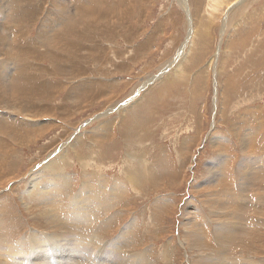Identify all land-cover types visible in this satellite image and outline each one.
Listing matches in <instances>:
<instances>
[{
    "label": "rangeland",
    "instance_id": "obj_1",
    "mask_svg": "<svg viewBox=\"0 0 264 264\" xmlns=\"http://www.w3.org/2000/svg\"><path fill=\"white\" fill-rule=\"evenodd\" d=\"M3 2L0 63L18 70L0 66V264H46L32 251L52 223L94 215L77 230L146 264H194L198 227L256 261L229 264H264V0ZM241 213L248 229L214 239Z\"/></svg>",
    "mask_w": 264,
    "mask_h": 264
},
{
    "label": "bare ground",
    "instance_id": "obj_2",
    "mask_svg": "<svg viewBox=\"0 0 264 264\" xmlns=\"http://www.w3.org/2000/svg\"><path fill=\"white\" fill-rule=\"evenodd\" d=\"M2 2L4 1V0H1ZM60 1V0H59ZM3 4L4 5H2V6H4L5 7V5H6V7H10L11 8V0H5L4 2H3ZM58 5V4H57ZM56 5V6H57ZM5 7V8H6ZM14 7V6H13ZM9 8V11H11V9ZM20 8V7H19ZM13 9V8H12ZM64 9V8H63ZM67 9H69V8H66V11H67ZM86 9V8H85ZM4 10V9H3ZM70 10V9H69ZM120 10V9H119ZM33 12V11H32ZM70 12H71V10H70ZM68 13V12H67ZM82 13V12H81ZM31 14V13H30ZM70 14V13H69ZM68 15V14H67ZM73 15V14H72ZM72 15H69L68 17H67V19L66 20H70L71 19V17H72ZM88 15V14H87ZM7 16H9V13H7ZM7 16H5L4 15V17L2 16V12L0 11V18H2V19H4V21L5 22H3L2 24H6V26L8 25V18H7ZM43 17V16H42ZM73 20V19H72ZM65 21V20H64ZM67 21V22H68ZM43 23V22H42ZM49 23V22H48ZM72 23V22H71ZM13 24V23H12ZM97 24V23H96ZM92 25V24H91ZM70 26V25H69ZM52 27V26H51ZM53 28V27H52ZM0 29H1V32L2 31H4V30H8V29H10V26L9 27H5V26H3V27H0ZM41 29V28H40ZM73 29V28H72ZM96 29V28H95ZM11 30V29H10ZM46 30V29H45ZM56 30V29H55ZM76 31V30H75ZM9 32V31H8ZM43 32V31H42ZM42 32H41V34H42ZM78 32V31H77ZM43 34H46V33H43ZM42 34V35H43ZM67 35V34H66ZM68 36V35H67ZM49 37V36H48ZM69 37V36H68ZM14 39H16L15 37H14ZM38 39V38H37ZM67 39V38H66ZM49 40V38H44L43 39V42H42V44H44L45 42H47ZM89 40V39H88ZM39 41V40H38ZM35 42V41H34ZM69 43V42H68ZM82 44V43H81ZM83 47V46H82ZM12 48V47H11ZM36 48V47H35ZM79 48V47H78ZM47 49H45L44 50V52L46 51ZM39 53H40V51H39ZM35 56H37V54L35 55ZM38 56L41 58V57H43L44 56V54H43V50H41V53L40 54H38ZM82 56V55H81ZM85 56V55H84ZM47 57H49V59L50 60H52L53 59V61H55V60H58V61H60L56 56H53L52 54L50 55V56H47ZM75 57V56H74ZM74 57H72V58H74ZM76 59H77V57H76ZM37 60V59H36ZM71 60V59H70ZM69 60V61H70ZM52 61V62H53ZM73 61H74V59H73ZM7 62V61H6ZM8 63V62H7ZM10 63V62H9ZM12 63V62H11ZM77 63V62H76ZM0 64H2V65H0V66H3L4 67V77L6 78V77H11V76H14V71H15V66H10V67H8L7 68V64H5L4 63V61L2 62L1 61V63ZM54 64H55V62H54ZM57 66H58V64H57ZM3 67H2V69H3ZM17 68H18V66H17ZM16 68V71L15 72H17V69ZM54 68V67H53ZM58 71L60 70L64 75L66 74L65 73V70L63 69V68H61V69H57ZM56 72V71H55ZM63 74H61V75H63ZM48 75V74H47ZM39 78V77H38ZM5 80V79H4ZM10 81V80H9ZM9 81L8 82H5L6 84H9ZM26 81V80H25ZM75 86V85H74ZM10 89V88H9ZM21 105H23V104H21ZM15 108V107H14ZM139 122V121H138ZM221 139H222V137H216V142H218V141H221ZM215 142V141H214ZM241 142H245V140L244 141H241ZM2 144V143H1ZM1 147H4V146H1ZM5 148V147H4ZM250 149V148H249ZM246 151H247V146L245 145V146H243V152L245 153V157L244 158H242V164H238V166L240 165V168L242 169V172H244L247 168H249L250 167V163H251V161H252V157L251 156H249V155H246ZM251 153V152H250ZM249 153V154H250ZM243 154V153H242ZM255 159V158H254ZM228 160V159H227ZM261 160V159H260ZM128 162V161H127ZM254 162V161H253ZM256 162V161H255ZM261 162V161H260ZM238 163H240V162H238ZM221 164H222V162H221ZM227 164H228V162H227ZM252 164V163H251ZM258 164V163H257ZM256 164V165H257ZM225 165V164H224ZM259 165H260V163H259ZM143 166V165H142ZM146 167V166H145ZM225 167V166H224ZM144 168V167H143ZM229 168V167H228ZM239 168V169H240ZM139 170H142V169H139ZM145 170V169H144ZM224 170H226V167L224 168ZM145 172V171H144ZM241 172V173H242ZM228 173V172H227ZM249 172H247V174H248ZM147 174V173H146ZM216 174H219V175H217V178L216 179H218L219 178V176H221V173L219 172V173H216ZM226 174V173H225ZM246 174V173H245ZM263 174V173H262ZM215 175V174H214ZM223 175V174H222ZM145 176V175H144ZM213 176V175H212ZM223 177V176H222ZM145 178V177H144ZM241 178V177H240ZM146 179V178H145ZM220 180V179H219ZM223 180H225V177H223L220 181L222 182ZM143 181V180H142ZM145 181V180H144ZM216 181H218V180H216ZM214 182V177H212V180L210 181L211 183H217V182ZM241 182V181H240ZM239 182V183H240ZM209 183V182H208ZM242 183V182H241ZM240 183V184H241ZM225 184V183H224ZM243 184V183H242ZM211 185V184H210ZM217 184H213L212 186H216ZM219 185V184H218ZM217 185V186H218ZM51 186V185H50ZM240 191V190H239ZM238 192V191H237ZM234 193V192H233ZM236 193V192H235ZM234 193V194H235ZM233 194V195H234ZM87 195V194H86ZM104 195V194H103ZM211 195V194H210ZM60 196V195H59ZM63 196V195H62ZM94 196V195H93ZM53 197V196H52ZM56 197V196H55ZM88 197V196H87ZM235 197H236V199H235V201L234 202H232V204H239V205H241L242 207L244 206V205H247L246 207H248V204H249V199H248V202L247 203H245L244 201H243V198H242V193L240 192V193H238V194H236L235 195ZM3 198V197H2ZM228 198V197H227ZM230 198H232V197H230ZM264 198V197H263ZM238 199L241 201V203L238 201ZM52 200V199H51ZM104 200V199H103ZM47 201V200H46ZM54 202V201H53ZM80 202V201H79ZM88 202V201H87ZM107 202V201H106ZM40 203V202H39ZM42 203V202H41ZM52 203V202H51ZM223 203V202H222ZM226 203V202H225ZM86 204V203H85ZM251 204H252V202H251ZM37 205V204H36ZM54 205V204H53ZM1 206V205H0ZM42 206V205H41ZM44 206V205H43ZM48 206V205H47ZM50 206V205H49ZM52 206V205H51ZM57 206V205H56ZM224 206H230V204L228 203V205H227V203L224 205ZM43 208H45V207H43ZM87 208V207H86ZM47 209V211H48V208H46ZM53 209H55V208H53ZM52 209V210H53ZM42 210H44V209H42ZM238 210H239V208H238V206H235V212H238ZM90 211V210H89ZM94 211V210H93ZM45 212V211H44ZM52 212H55V211H52ZM58 212V211H57ZM95 212V211H94ZM94 212H93V214H94ZM226 212H228V211H226ZM226 212L223 214V215H225L226 214ZM39 213H41V215H42V212H39ZM45 213H48V212H45ZM45 213H43V214H45ZM61 213V212H60ZM103 213V212H102ZM221 213H223V211L221 210ZM232 213V212H231ZM49 214H52V215H50V218H49V216L47 215V217L49 218V219H51V216H53V213H49ZM58 215V214H57ZM56 214H54V216L53 217H55V216H57ZM77 215V214H76ZM80 215V214H79ZM98 216H99V214H97ZM218 215V214H217ZM222 215V214H221ZM36 216V215H35ZM61 216V215H60ZM65 216V215H64ZM89 216V215H88ZM230 216H233L234 218H236L235 220H231V219H229V217ZM42 217H44V215H42ZM52 217V218H53ZM77 217V216H76ZM75 217V218H76ZM92 217V216H91ZM94 219H88V218H84L83 217V219H77V222H75V223H57V222H53L52 223V227H53V230L52 231H49L48 232V234L46 233V232H44V234L42 235V249H41V251H37V250H35V251H32V252H34V257H40L41 259H43L44 260V262L46 263V264H54L53 262H54V259H53V255H61L64 259L63 260H66V263L65 264H86V261H89V263H93V262H95V264H131V263H133V262H136V264L137 263H139V264H146L147 263V260L145 261V258L143 259V258H141L140 256L139 257H137L138 255H136V258H135V256L133 257V253H125L124 251H122V250H116V251H114L113 249H116V248H118V246H119V244H117L119 241L121 242V240H117L118 242L116 243V242H110V244H108L107 242H105V243H107V244H104V246L102 245V244H99L98 242V240L99 239H97V237L99 236L100 237V235H97L96 233V231L94 230L93 232H90V236H88L87 234H85V232H82V231H78L77 230V228H79V227H77L78 225H79V223L81 224H83V225H85L86 224V222H91L93 225L97 222V217H96V215H94ZM103 217V216H102ZM115 217V216H114ZM196 217V216H195ZM62 218H65V217H62ZM74 218V217H73ZM78 218H80V217H78ZM113 218V217H112ZM111 218V219H112ZM55 219V221H56V218H54ZM53 219V220H54ZM67 219H70L71 220V218L69 217V218H67ZM99 219V218H98ZM189 219V218H188ZM223 219H227L228 220V222L227 223H225V224H223V225H218V224H216V225H218V226H216L215 225V227H214V229H213V232H214V239H216V238H218V237H220L221 239H225L224 241H226V239L227 238H230V237H232L235 233H236V231L237 230H244V229H248L247 227H246V222H245V219L243 218V213H241L240 214V219H239V217H237V215L236 214H232V215H227V216H223L220 220L222 221ZM60 220H61V217H60ZM64 220V219H63ZM190 220V219H189ZM73 221V220H72ZM71 221V222H72ZM94 221H95V223H94ZM99 221H100V219H99ZM51 222V221H50ZM59 222V221H58ZM65 222H67V220H65ZM74 222V221H73ZM105 222V221H104ZM109 222V221H108ZM193 223V222H192ZM251 223V222H250ZM262 223V222H261ZM60 224V225H59ZM109 225V224H108ZM107 225V226H108ZM113 225V224H112ZM188 225H191V223L190 224H188ZM192 226V225H191ZM194 227H192V228H196V226L195 225H193ZM262 226V225H261ZM0 228H2V227H0ZM93 228V227H92ZM95 228V227H94ZM216 228V229H215ZM235 228L237 229L236 231H235ZM100 229V228H99ZM106 229V228H105ZM187 229H190V228H187ZM4 230H6V229H4ZM56 230L58 231V236L56 237V239H53V232H56ZM96 230H97V227H96ZM101 230V229H100ZM193 231L191 232V241H196V240H200L201 238H203V239H205V240H203L202 242H203V246L202 245H198V244H196V242L194 243L195 245H193V246H191V247H194V248H196L197 249V251H199V254H200V256L199 257H201L200 259H197L196 261H194V264H229L228 263V261L229 260H237V261H241V260H243V259H247V260H249V261H251V262H253V261H255V259L253 258V257H251V256H248L249 258H247V257H244V255H242V254H237L236 252V254L234 253V254H229V252H226L225 250L224 251H222L221 253H220V250H218V249H216L217 247L215 246V244L216 243H218V241L216 242V241H213L212 240V238H213V236L211 237V232L209 233V235H208V227L207 228H201V229H199V227H198V229H192ZM263 230V229H262ZM83 231H85L84 230V228H83ZM87 231H88V229H87ZM105 231V230H104ZM1 232H3V231H1ZM42 232V231H41ZM60 232V233H59ZM63 232H64V235L67 237V238H64L63 240H64V243L62 244V242H61V235L63 234ZM89 232V231H88ZM109 232V231H108ZM149 232V231H148ZM264 232V231H263ZM5 233V232H4ZM37 233H39V232H37ZM80 233V234H79ZM123 233V232H122ZM262 233V232H261ZM1 234V233H0ZM31 234H32V232H31ZM33 234H35V233H33ZM85 235V237H87L86 239H85V241H87V242H85L84 240H82L80 237H79V235ZM259 234V233H258ZM3 235V234H2ZM2 235H1V238L0 239H2ZM40 235V234H39ZM63 235V236H64ZM92 236H95V239L93 240L92 239ZM122 236V235H121ZM188 236V235H187ZM258 236V235H257ZM261 235H259V237H260ZM4 237H5V235H4ZM28 237V236H27ZM35 237V236H34ZM252 237V236H251ZM263 237V236H262ZM6 238V237H5ZM4 238V239H5ZM83 238V237H82ZM134 238H135V236H134ZM264 238V237H263ZM6 239H8V238H6ZM36 239V238H35ZM101 239V238H100ZM250 239V238H249ZM259 239V238H258ZM38 240V239H37ZM36 240V241H37ZM187 241H188V239H186ZM252 240H254L253 238H252ZM103 241V240H102ZM211 241H213L212 243H215L214 245H212V243H211ZM219 241H221V240H219ZM251 241V240H250ZM263 241H264V239H263ZM201 242V243H202ZM253 242V241H252ZM7 244L9 243V241L8 242H6ZM28 243V242H27ZM39 243H40V241H39ZM84 243H87L86 245L87 246H83V244ZM191 243V242H190ZM210 243H211V245H210ZM247 243V242H246ZM250 243V242H249ZM259 243V242H258ZM30 244V243H29ZM127 244V243H126ZM126 244H124V245H126ZM2 245V244H1ZM38 245V244H37ZM191 245V244H190ZM244 245V244H243ZM254 245H255V243H254ZM4 246V245H3ZM90 246V247H89ZM99 246L102 248L103 247V249H102V251H95L96 249H99ZM123 246V245H122ZM127 246V245H126ZM248 246V245H247ZM252 246V248H253V245H251ZM261 248H264V242L263 243H261ZM2 246H0V248H1ZM121 247V246H120ZM205 248V247H209V248H211L212 249V252H211V254L209 255V256H206V254H204V252L205 251H203V248ZM233 247V246H232ZM255 247V246H254ZM7 248H10V247H7ZM34 248V247H33ZM2 249V248H1ZM3 249H4V247H3ZM16 249V248H15ZM14 249V250H15ZM120 249V248H119ZM122 249V248H121ZM215 249V250H214ZM255 250H256V247H255ZM5 251H8V249L6 250L5 249ZM13 251V250H12ZM126 251H127V249H126ZM234 251V250H233ZM11 252V251H10ZM15 252V251H14ZM195 251H193L192 253H194ZM12 253V252H11ZM17 253H20V251H17ZM16 253V254H17ZM165 253V252H164ZM218 253H220L219 255H216V254H218ZM243 253V252H242ZM10 254V253H9ZM213 254V255H212ZM14 255V254H13ZM11 256V255H10ZM92 256H93V258H92ZM197 256V255H196ZM204 256H206V257H204ZM16 257H17V255H16ZM79 257H82L84 260H85V262L83 263L82 261H84V260H82V259H80ZM198 257V258H199ZM4 258H5V256H4ZM18 258V257H17ZM19 258H23V256L21 257H19ZM18 258V259H19ZM6 259V258H5ZM26 259H30L29 258V256H27V258ZM34 259V258H33ZM37 259H39V258H37ZM36 259V260H37ZM82 260V261H81ZM3 261V260H2ZM17 261V260H16ZM29 261V260H28ZM27 261V262H28ZM61 261H62V259H61ZM1 262V261H0ZM11 262V261H10ZM14 262H15V260H14ZM13 262V263H14ZM39 262V261H38ZM256 262V261H255ZM259 262V261H258ZM3 263V262H2ZM8 263H9V260H8ZM18 263H19V260H18ZM29 263H30V261H29ZM62 263V262H61ZM260 263V262H259ZM20 264V263H19ZM26 264V263H25ZM30 264H32V262L30 263ZM37 264V263H36ZM42 264V263H41Z\"/></svg>",
    "mask_w": 264,
    "mask_h": 264
}]
</instances>
